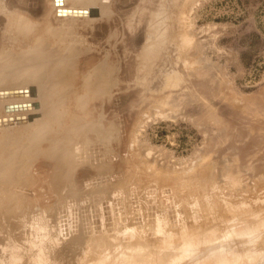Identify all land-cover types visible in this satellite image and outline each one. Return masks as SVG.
<instances>
[{
	"label": "rangeland",
	"instance_id": "374dc122",
	"mask_svg": "<svg viewBox=\"0 0 264 264\" xmlns=\"http://www.w3.org/2000/svg\"><path fill=\"white\" fill-rule=\"evenodd\" d=\"M4 2L31 20L42 21L45 0ZM109 9L88 24H69L73 32L62 40L75 44L74 70L82 69L87 57L104 59L115 67L116 78L110 96L94 99L83 113L79 111L84 118L81 127L90 131L81 128L78 136L71 137L74 144H70L78 141L70 145L71 154L72 147L79 145L82 157L75 161L71 156L76 166L70 165L75 173L67 184L73 190L63 193L62 202L53 196L33 201L36 213L44 211L47 227L43 223L45 227H38L30 218L22 223L24 227L8 230L0 224V259L8 257L3 250L8 243L19 251L16 246L23 244L15 243L14 235L25 240L36 224L46 228V239L42 238L46 264H100L103 253L113 254L117 262L129 251L140 253L149 264H214L212 257L234 251L244 254L247 264L246 254L259 255L264 243V0H113ZM48 20L55 25L51 15ZM3 22L0 16V25ZM178 25L183 33L181 49L171 38ZM159 31L165 37L162 43L154 34ZM154 35L157 40L151 39ZM146 41L154 43L151 48L156 42L162 47H155L154 63L152 59L151 65L146 63L147 72L144 61H139ZM45 147L41 144L37 149ZM129 150H136L137 156L132 158ZM137 165L147 172H139ZM53 166L47 158L26 159L19 169L30 185L26 182L15 193L21 191L27 202L33 199L29 190L35 173L40 177ZM182 225L193 236L180 238ZM198 228L201 239L195 233ZM135 232V238L129 237ZM29 236L38 240L37 235ZM102 237L105 244L100 243ZM23 256L16 264L26 263ZM237 263L235 256L228 262Z\"/></svg>",
	"mask_w": 264,
	"mask_h": 264
},
{
	"label": "bare ground",
	"instance_id": "6f19581e",
	"mask_svg": "<svg viewBox=\"0 0 264 264\" xmlns=\"http://www.w3.org/2000/svg\"><path fill=\"white\" fill-rule=\"evenodd\" d=\"M112 2H113V0H61V5H59V4L56 5L54 0H45V6L46 7L43 8V13H42V17H41L42 21L40 23H38V22L31 20L24 12H22L18 9H15V8H10L5 4L4 0H0V16L2 17V19L4 21L0 25V215H2L0 220L3 219V220H1L2 222H0V224H6L7 228L8 227L12 228L13 226H15L13 228H16L18 225L24 227L22 223H25L26 220L28 221V218H30L29 221H31V219L35 220L38 223L37 224L38 227H45L46 224L43 223L46 220L45 215H43L44 211L42 212V210H41L42 213H36L37 210H34V208L31 205V204H33V201H36V200L39 201L40 199L43 201L44 200L48 201L50 199V197L53 196L57 199V201L62 202L64 195H65L63 193L65 191L70 192L71 190H73V189H71L72 187H71V185H70L71 183H69V181H68L69 184H67L68 178L70 176L72 177V174L75 173V172L73 173V171H72V169L74 170V167H73L74 165L72 166L73 168L71 167L72 169L70 168V165H72L73 163L75 164V161H76L75 159L80 160L82 157L80 155L81 151H80L79 145H78V147L73 148L76 144H78V141L75 145L70 144L71 141L74 140L73 138H72L73 140H71V137L72 136L74 137L75 134L81 128H83L84 130L86 129V128H84V127H86L85 125H84V127H83V125L81 127V122L83 121L84 118L82 115H80L79 111H81L83 113V111L85 110L84 109L85 106L94 99L100 98L104 95L110 96L113 89L116 86V78H115V67L112 65V63L105 61L104 59H100V60L96 59V61H95V60H92L91 58L87 57V58L83 59L84 65L83 64L82 65L84 67H82V69H80V70L79 69L74 70V68H73L74 63L72 60V55H74L73 51H74L75 44L72 42V40H69L70 42L69 41L63 42L62 40L67 39L66 35L69 34L68 32H73L71 30H72L73 26H75L74 25L75 22H77V23L79 22L82 24H84L83 22H87L86 24H88V22L90 23V22L95 21L97 19H100L101 17L106 15V13H107L110 5L112 4ZM182 7H183V5H181L180 8H182ZM115 8H116V6H115ZM58 9L60 11L61 10H70V11L75 10V11H81V12L86 11V10H89V11H87L88 14H85V15L84 14H81V15H77V14L59 15L57 13ZM184 9L185 8L183 7V10ZM133 10H134V8H133ZM113 12H115V11H113ZM161 12L163 13V11H161ZM119 13H121V12H119ZM131 13H135V12L132 11ZM122 14H124V13H122ZM184 14H185V12H184ZM50 15H51V19H53V21L55 23V25H53V26L48 22V21H50V20H48ZM117 15H120V14H117ZM164 15H166V13ZM163 16H161V18ZM128 17L129 16H127V18ZM154 18L155 19L157 18L156 19L157 21L160 19L159 17H156L155 15H154ZM118 19L121 20V18H118ZM130 19H131V17H130ZM156 20H154V22H157ZM116 22H117V20H116ZM163 22H164V20L162 21V23ZM71 23H73V26L69 25ZM146 28H148V26ZM163 28H165V27H163ZM177 28L178 29L175 31V33H172L173 35L171 34L173 36L171 38H173V41L175 42L174 44H176V46L179 47V42L182 40L183 33H182V29H180V25H178ZM181 28H182V26H181ZM147 31L148 32H146V33L149 34V30H147ZM160 32L161 31H159L158 33H154V34L160 35V37L157 39H159V41H158L159 43H162L163 39L165 38L164 35L162 34L164 32V29H163L161 34H160ZM81 35H82V33H81ZM151 35H153V34L151 33ZM156 36L154 35V37H152L151 39H153V40H154V38L156 39ZM153 40H152V42H153ZM169 40H172V39L168 38V41ZM146 42L148 43L149 41H146ZM152 42H151V44L153 47L154 43H152ZM156 43L154 46L158 47L157 50H160L162 47L159 48V46H156ZM148 44H150V42ZM148 44H146V45L148 46ZM151 44H150V47L149 46L147 47L146 45H144V47H142L141 53L139 54V58H140L139 61L140 60L144 61L143 62V64L145 65L144 70L146 72L148 71L146 69V65L149 63H150V65L152 64V62L151 61L149 62V60L152 59V61H153V58H154L153 56L156 54L155 53L156 48L155 47L151 48ZM158 45H160V44H158ZM168 45L169 44H167L166 46H168ZM190 46H192V45L190 44ZM180 47H179V49H181ZM187 48H189V47H187ZM168 49H170V48H168ZM164 50H165V48H164ZM169 52H171V51H169ZM179 53H181V51ZM173 57H174V55H173ZM155 61H156V59H155ZM159 62L161 63V61H159ZM76 63H78V62H76ZM140 63H142V62H140ZM153 63H154V61H153ZM144 65L142 67H144ZM148 69H149V67H148ZM149 71H150V69H149ZM140 80L141 79H139V81ZM137 81H138V79H137ZM154 83H155V81H154ZM145 84H144V86H145ZM156 86H157V84H156ZM156 91L158 92V89ZM152 96H153V93H152ZM150 98H152V97H150ZM150 98H149V100H150ZM156 98H155V100H156ZM161 101H163V100H161ZM105 102H106V100H105ZM157 102H159V101H157ZM104 106H106V105H104ZM161 106H162V104H161ZM163 106H164V104H163ZM158 107H160V106H158ZM13 114H16V116L17 115L18 116L13 117L12 116ZM19 114H20V116H19ZM140 119H142V117ZM88 124L89 123H87L86 125H88ZM87 129L89 130V128H87ZM80 134H84L83 131ZM78 135L79 134L77 133V136ZM85 135H84V138H86ZM118 135H120V133ZM20 136H22V137H20ZM22 138L25 139V143H23V144L20 140ZM41 144H46V147L42 148V149L41 148L37 149ZM73 144H74V141H73ZM70 145L73 146L72 147L73 155L71 154L72 151L70 152ZM86 146H88V145H86ZM100 147H102V146H100ZM95 148H97V147H95ZM93 150H95V149H93ZM22 151L24 153H21ZM98 151H101V149ZM133 151H130V153L132 152L130 155L132 156V154L134 153V156L132 158H135V156H137V155H135V154H137V152H135L136 150L134 152ZM92 152H94V151H92ZM116 152H118V151H115V153ZM20 153L22 154V156L18 157V155ZM83 155L85 156L84 153H83ZM71 156H73L75 161L71 159ZM23 158H24V161L26 159L35 160V159H39V158H47L48 160L52 161L54 164V166L52 167V170L45 175L37 177V173H35L36 177H33V181H35V184H33V186H30L32 188L31 190L28 189L29 185H30V183L27 182L28 178L25 177V175L19 169L20 164H22L24 162V161H22ZM99 158H100V156H99ZM88 159L90 160L91 158H88ZM93 159H95V158H93ZM135 160L137 161V158ZM140 160H141V158H140ZM134 161L132 162V164H134ZM28 162L29 161H27V163ZM75 166H76V164H75ZM132 166H134V165H132ZM141 166H142V164H141ZM78 167L79 166L77 165V168L76 167L75 168L78 169ZM136 167L139 169L138 165ZM90 168L92 169V167H90ZM84 169H85V167H84ZM136 169H134V170H136ZM139 172H141L140 169H139ZM144 172H147V169ZM144 172H141V173L143 174ZM206 172L207 171H205V173ZM82 174H83V170H82ZM84 175H85V171H84ZM203 175H205V174H203ZM124 176H123V178H124ZM26 182L28 184V186L26 185L28 187V188L26 187V189L31 191L30 194L32 195V198H33V199L28 198V202L26 200V197L21 195L22 194L21 191H17L18 194L15 193L16 192L15 189H17L19 187H20V189H22L23 186L25 187L24 184ZM29 182H31V181L29 180ZM88 182H89V180H88ZM88 182L85 184L88 185ZM126 183H127V180H126ZM85 186L86 185H84V187ZM115 187H116V185H115ZM143 187H144V185H143ZM88 188H89V186H88ZM91 188H93V187H91ZM12 189H13V193L11 192ZM119 191H121V190H119ZM134 191L137 192V189ZM132 192H133V190H132ZM23 193H25V192H23ZM66 193H68V192H66ZM122 195L124 196V194H122ZM99 196H101V195L99 194ZM116 196H117V194H116ZM113 197H112V199H113ZM114 198H116V197H114ZM88 200L86 201L87 203H88ZM73 201L74 200H72V202ZM81 201H79V202H81ZM93 201H94V199H93ZM95 201H96V199H95ZM67 202H68V200H67ZM70 204H72V203L70 202ZM73 204H72V206H73ZM67 205H66V207H67ZM111 205H112V202H111ZM44 206H46V205H44ZM68 206H70V205H68ZM39 207L41 208V206H39ZM44 208H41V209L44 210ZM74 209L77 210L76 207ZM218 209H219V207H218ZM60 211H61V215H62L63 212L65 211V209H63V211L60 209ZM72 211H69V212H72ZM216 211H217L216 215H217V213H218V215H220L219 214L220 211L219 212H218V210H216ZM45 212H46V210H45ZM213 212H214V210H213ZM58 216H60V214ZM196 220H199V219H196ZM60 222H59V224H61ZM195 222L197 223V221H195ZM42 223L45 224V226ZM20 224H22V225H20ZM28 224H30V223H28ZM37 225L35 224V226H36L35 228L30 226V230L28 232H26V234H25L27 236H29L31 234L37 235L38 236L37 241H35L34 239L29 240V239H27V236H26V239L24 240V238H23L24 236L21 237L20 233H19L20 234L19 236L16 233H15L16 236L14 235V238L15 237L17 238L16 239L17 242L15 241V243H20V245L23 244L25 246L26 252L30 253V255L29 254L27 255L25 253V250L23 251V249H24V248H22L23 245H22V247L19 245L16 246V248L19 249V247H20V249H19V251H15L16 250V249H14L15 246L9 247L8 246L9 243L7 245L6 244L7 242L5 241L6 243L5 242L4 243L6 245H4V247H7V248L9 247L10 249H8V250H7V248L3 249V250L8 251V252H6L8 257L1 258L0 264H7V263L8 264L9 263L10 264H12V263L16 264L15 261L20 263V261H18V259L20 257H22V255L25 256V257L23 256L24 259L27 258V260L25 259L26 261L24 260L27 264H46L45 259L47 258V256L45 258L44 246H42V244L44 243V242H42V238L44 236V233H45L44 231L46 228L44 230H42V228L41 229L37 228ZM39 225H43V226H39ZM86 225H88V224H86ZM25 226H27V225H25ZM61 227L62 226L60 225V228ZM18 228H20V227H18ZM37 229H39V230H37ZM8 230H9V228H8ZM14 230H17V229H14ZM18 230H20V229H18ZM21 230H24V229L22 228ZM59 231H61V230H59ZM72 231H73V229H72ZM72 231H71V233H72ZM75 231L76 230H74V232ZM14 232H16V231H14ZM17 232H19V231H17ZM179 232H180V238H185L186 235L193 236L191 233V230L186 228V225H182L180 227ZM201 232L202 231L199 228L195 232L198 234V239L203 238ZM137 235L138 234H136V232H135V233L130 234L129 237L133 236L135 238ZM68 236H69V234L66 237H68ZM0 237H1V235H0ZM3 237H5V236H3ZM7 237H8V235L6 236V238ZM44 237L46 239V236H44ZM29 238H30V236H29ZM105 239L102 237L101 241L99 240L100 243L105 244ZM195 242H197V241H193V240L188 241V243H195ZM185 245L189 246V244H185ZM55 248H57V247H55ZM20 250L23 251L24 254H23V252H20ZM88 250H90V248ZM238 251H240V250H238ZM89 252L90 251H88V255L90 254ZM4 253H5V251H4ZM125 253H127L126 256H124L123 258L120 259V261L118 260L117 262H116L115 258L113 257V254L103 253V255L102 256L100 255V257H99V260H100L99 263L100 264H149L150 263L147 261L146 258H143L140 253L130 252V251L125 252ZM125 253H124V255H125ZM237 254H239V255H237ZM246 255H247V257H245V260H246L247 264H264V243L262 244V248H261L259 255H255V257L253 255H248V254H246ZM234 256H235V258H238L237 264H244V254H241L239 252H234V251L228 252L225 254H219L218 256L212 257V259H216L214 264H228V262L233 260ZM19 263H17V264H19ZM21 263L24 264V262H21Z\"/></svg>",
	"mask_w": 264,
	"mask_h": 264
},
{
	"label": "water",
	"instance_id": "95a60500",
	"mask_svg": "<svg viewBox=\"0 0 264 264\" xmlns=\"http://www.w3.org/2000/svg\"><path fill=\"white\" fill-rule=\"evenodd\" d=\"M54 2H55V4L56 5H61V0H54ZM87 11H89V10H86V11H75V10H72V11H70V10H57V13L59 14V15H64V14H77V15H81V14H88V12Z\"/></svg>",
	"mask_w": 264,
	"mask_h": 264
}]
</instances>
